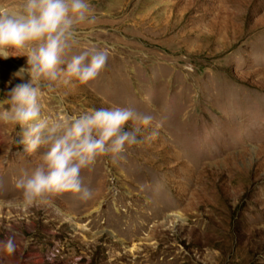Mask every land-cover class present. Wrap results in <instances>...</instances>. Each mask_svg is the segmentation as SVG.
I'll use <instances>...</instances> for the list:
<instances>
[{
	"label": "rangeland",
	"instance_id": "374dc122",
	"mask_svg": "<svg viewBox=\"0 0 264 264\" xmlns=\"http://www.w3.org/2000/svg\"><path fill=\"white\" fill-rule=\"evenodd\" d=\"M18 5L21 0H7ZM77 46L102 72L61 85L42 111L119 105L153 117L122 159L82 170L94 197L24 209L15 181L35 156L0 124V264H264V0H90ZM26 57L0 59V98Z\"/></svg>",
	"mask_w": 264,
	"mask_h": 264
},
{
	"label": "clouds",
	"instance_id": "9594fccd",
	"mask_svg": "<svg viewBox=\"0 0 264 264\" xmlns=\"http://www.w3.org/2000/svg\"><path fill=\"white\" fill-rule=\"evenodd\" d=\"M90 0H0V59L26 57L16 84L0 98V124L18 128L23 152L35 156L32 169L15 181L24 208L48 203L64 194L87 202L94 191L83 184L81 172L100 157L122 159L138 143L153 117L132 107L81 110L67 119H53L42 111L41 98L58 87L85 85L106 66L103 49L77 46L79 26L93 25ZM14 239L0 240V253L11 255Z\"/></svg>",
	"mask_w": 264,
	"mask_h": 264
}]
</instances>
